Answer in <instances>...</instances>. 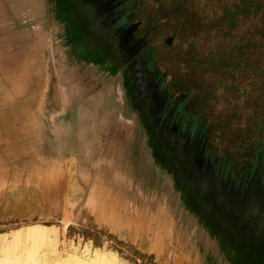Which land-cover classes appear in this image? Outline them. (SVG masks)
I'll list each match as a JSON object with an SVG mask.
<instances>
[{"label":"rangeland","instance_id":"374dc122","mask_svg":"<svg viewBox=\"0 0 264 264\" xmlns=\"http://www.w3.org/2000/svg\"><path fill=\"white\" fill-rule=\"evenodd\" d=\"M208 2L112 0V9L103 5L91 9L100 24L112 29L107 38L91 37L96 43L87 47L95 54H104L108 49L104 45L112 37L127 39L132 51L148 42L147 48L154 49L155 64L145 55L130 71H124L128 68L121 56L123 46L114 51L109 64L93 60L81 52L75 38L62 40L60 26L53 24L56 55L50 58L53 70L46 74L40 100L44 109L36 111L41 120L36 121L35 130L21 131L19 184L1 186L0 192L36 184L20 189L22 200L0 203V264H264L260 233L252 223L235 222L236 217L232 219L223 210L230 204L239 212L247 202L236 185L225 190L229 176L224 164L216 168L217 183L210 182L212 168L196 149L200 130L176 121L168 133L175 146H162L147 101L139 109L132 101L139 97L132 87L141 79L148 88L141 89L144 100H158L156 114L172 116L177 110L169 106L167 91L172 87L173 95L180 97L182 91L193 88L189 107L185 100L181 103L185 107L180 105L178 111L188 114L192 122L201 111L202 119L196 123H211L208 150L212 157L228 154L245 167L252 163V142L259 140L264 151V0H255L262 4L260 8L250 16H238L234 23H212L217 4L212 8ZM237 2L242 1L221 0L219 6L226 5L231 11ZM129 7L130 16L126 13ZM83 12L80 19L90 14ZM138 19L145 26L155 19L160 23L150 25L152 34L142 31L133 37L129 22ZM61 50L70 56L60 57ZM156 70L165 73L161 86ZM70 93L80 97L77 104L68 99ZM51 102H56L52 108ZM62 108H68L79 125L43 120ZM78 126L83 138L77 151L78 138L73 134ZM62 134L69 135L67 147L69 141L74 143L67 149L69 156L59 150L65 138ZM29 150L36 151L34 169L27 167ZM181 154L188 156L186 166ZM203 175H208L209 186L208 195L202 197L193 177ZM91 180L93 186L88 184ZM255 188L258 197L264 198L261 180ZM214 192L218 193L216 203L210 195ZM82 208L84 215L91 214L84 216L85 224L94 219V224L120 241L105 235L94 241L83 236L85 228L78 223L66 230L69 222H83L78 214ZM261 211L264 214V203Z\"/></svg>","mask_w":264,"mask_h":264},{"label":"crops","instance_id":"0c3cea01","mask_svg":"<svg viewBox=\"0 0 264 264\" xmlns=\"http://www.w3.org/2000/svg\"><path fill=\"white\" fill-rule=\"evenodd\" d=\"M112 0H0V191L1 186L19 184V176L17 174V169L19 168V162L21 161L20 156V134L22 130H35L36 121L41 120L36 115V111L43 110L41 103V96L43 89L47 84L46 74L52 72V62L50 58L56 55L52 49L53 42V24L60 26V37L62 40H67V38H75L77 47L81 48V52L84 55L93 56V60L101 61L106 64H109L114 55V51L120 47L125 39H116L109 38L108 42L104 45L107 47V51L104 54H95L87 46L93 47L95 45L94 39H91L94 35H101L105 38L111 33V28L106 24H100L99 18L95 17V11L91 12V9L98 10L101 5L112 9L110 6ZM86 10L90 12L89 16L86 19H80L85 13L82 11ZM55 12V13H54ZM54 14V17H52ZM81 15V17H79ZM55 19V22H52V19ZM127 19H125L126 21ZM84 25V27L82 26ZM104 41V40H103ZM89 43V44H87ZM64 45V44H63ZM112 45L111 49L110 46ZM122 47V46H121ZM123 50L125 48L123 47ZM84 51V52H83ZM81 52H78L80 55ZM126 53L123 51L121 56L125 57ZM60 57H69L70 54L61 50L59 53ZM77 66H79L77 64ZM134 70V69H133ZM135 80H139L138 77ZM140 83H134L135 90L138 92L139 97H135L132 101L136 103L135 105L139 109L142 104L147 105L150 108L151 121L154 125L155 134L160 138L162 146L166 145L167 147L175 146V140L168 136L171 125L176 121L183 120L185 125L195 126L200 130V139L196 146L198 149V154L201 159H204L205 163L209 165L213 173L209 180L212 183H217L219 177L216 173H219V170L216 168L222 164L225 166V171L229 178L225 182V190L228 185L237 186L239 193H241L242 200L247 202L245 207L239 211L234 212L230 204L224 205V209L228 216H235L236 221L239 223L249 222L253 224V228L257 231V234L260 233L259 238L264 240V214L261 211V205L264 203V198L258 197L256 192L255 183L256 181L262 182L264 190V181L259 176V162H257V167L253 166L246 168H241L239 170L240 175L236 174V168L231 169L228 166L230 160L223 159L221 156L218 157H208L211 154L206 145L207 134L205 129L198 125L195 120L191 123H188L189 116L179 111L176 114H169L158 112L159 116L161 115V120L158 121V114H156V108L158 105V100L155 102L154 99L144 100L142 94V88H146L143 80H139ZM132 82V81H131ZM136 96V93H133ZM80 97L70 93L68 99L72 104H77V100ZM137 98V99H136ZM167 100V99H166ZM69 102V101H68ZM51 105H56V102H51ZM173 109L174 106L169 104ZM170 108V109H171ZM63 108L59 113H48V117L43 120H60L63 126L66 124L74 123L76 117L70 112L68 108ZM176 110V108H175ZM163 111H166L164 109ZM184 114V116H183ZM74 116V117H73ZM83 120V119H82ZM78 122H75V125ZM163 123V124H161ZM169 123L167 128L162 131L164 124ZM199 123V122H198ZM79 125V124H77ZM74 126V124L72 125ZM83 130L80 126L77 127L76 133L73 136H76L77 139V151L82 148L80 144V139L83 138ZM157 131V132H156ZM71 135V130H70ZM67 136L62 134V137H65L62 141L61 148L59 149L61 153H64L66 156H69L67 152L68 147H72L73 141H69L67 147ZM203 143H202V140ZM165 142V143H164ZM71 144V145H69ZM171 148V149H172ZM59 150H56L58 153ZM29 154L26 160L27 167L34 169V164L37 161L35 157L36 151H28ZM31 154V155H30ZM182 157V158H181ZM181 159L183 164H187L188 156L186 154H181ZM216 158V159H215ZM224 161H226L224 163ZM255 162V163H256ZM66 163V162H64ZM252 165V164H251ZM11 170V171H10ZM217 178H215V176ZM94 178V176L92 177ZM196 181V190L203 197L207 196V185L208 184V175H203L202 177H193ZM201 182L203 184H200ZM36 183L29 182L24 184L26 186H35ZM88 184L93 186L94 181L91 180ZM20 188V189H21ZM5 192H0V203L7 200L9 203L22 200L19 198L18 194L20 189H11L10 187L6 188ZM11 189V190H9ZM23 190V189H21ZM210 194L215 196L214 202L218 201V193ZM228 196V195H227ZM228 202L230 198L228 197ZM213 201V200H212ZM226 202V201H225ZM214 203V204H215ZM0 204V205H1ZM11 207V206H10ZM84 208L78 214L79 217L83 220L84 216H89L88 213L84 215ZM233 212L234 214L230 213ZM88 212V211H87ZM234 221V220H233ZM65 223V222H64ZM76 223L80 226L85 222H74L67 223L66 230H69V226L72 225L76 227ZM95 220H91V226H97L94 224ZM53 225V223H46L44 226Z\"/></svg>","mask_w":264,"mask_h":264},{"label":"flooded vegetation","instance_id":"af4514ba","mask_svg":"<svg viewBox=\"0 0 264 264\" xmlns=\"http://www.w3.org/2000/svg\"><path fill=\"white\" fill-rule=\"evenodd\" d=\"M126 10V9H125ZM162 11V10H161ZM126 13H127V15L128 16H130L131 14H132V12H131V7H129L127 10H126ZM159 22V20L158 19H155L153 22H151L150 24H148V25H146L145 26V22L143 21V19H138L137 21H134V22H129V26H131V34L133 35V37H135V35L137 36V35H140L141 34V32L142 31H145V32H148V31H151L150 32V34H152V28L150 27V25L152 26H154V25H157L156 23H158ZM160 23V22H159ZM137 25H139L140 26V28L138 29V28H135V26H137ZM142 26L144 27V28H142ZM133 27V28H132ZM150 27V28H149ZM134 33V34H133ZM142 33H144V32H142ZM127 36V35H126ZM124 43H125V46H124V44H121V46H123L124 48H125V50H123L125 53H127V55L124 57V59H126L127 60V67L126 68H128V69H124V71H126V70H128V71H130L131 69H133V66L134 65H138L139 64V62L142 60V59H145L146 57H145V55L147 56V58L151 61V60H153V62H154V64H155V59L153 58V55H154V49L153 48H147V45H148V43H147V45H145L144 47H142V48H140L138 51H132V50H130V49H128V40L127 39H125L124 40ZM129 50V51H128ZM137 68V67H136ZM159 69V68H158ZM159 71L160 70H156L155 72L158 74V80H159V85L161 86V79L162 80H165V73L163 74V75H160L159 74ZM154 71L153 70H151L150 71V73H153ZM169 87L170 86H168V85H166V89L168 90L169 89ZM171 88V90H170V92L169 91H167L168 93H169V95H168V97H167V100L168 101H170V104L172 105V106H174L175 108H176V110L178 111V107L181 105L183 108L185 107V105H182L181 103L184 101L185 102V100H187V104H188V107H189V105H190V99H192L193 97H194V94H193V88H191V89H188L187 91H182V94H181V96L180 97H178V96H174L173 95V93H172V87H170ZM166 93V92H165ZM164 93V94H165ZM186 96H188L187 97V99H186ZM187 104H186V106H187ZM175 105H177V106H175ZM179 113H180V111H179ZM183 116H184V114H183ZM202 116H203V114H202V112L201 111H199V118H197V120L196 121H198V119L199 120H201L202 119ZM188 123L190 124L191 123V120H188ZM200 125L205 129V131H206V134H207V138H206V145H207V147H209V141H210V135H209V127L211 126V123L209 122V123H206V124H204V122H201L200 123ZM210 125V126H209ZM250 150L251 151H253L251 154H249L250 155V157H252V165H250L251 167H255L256 165H257V162H259V168H260V171H259V176H260V178H262V180L264 181V151L263 150H261V146H260V142H259V140L258 141H254V142H252L251 143V146H250ZM213 156L212 154H209L208 155V157H211V156ZM229 158V160H230V162H229V164H228V166H230V168L231 169H235L236 168V174L239 176L240 175V173L241 172H239V170H241V168H248V167H250L249 165H247V166H245V167H241V166H239V165H237L234 161H232V159L228 156V154H223L222 156H221V160H222V158L223 159H225V160H227L228 158ZM213 158V157H212ZM255 159H256V161H255ZM226 161H224V163H225ZM256 162V163H255ZM256 164V165H255ZM257 167V166H256Z\"/></svg>","mask_w":264,"mask_h":264},{"label":"trees","instance_id":"16d2710c","mask_svg":"<svg viewBox=\"0 0 264 264\" xmlns=\"http://www.w3.org/2000/svg\"><path fill=\"white\" fill-rule=\"evenodd\" d=\"M183 0H180V2ZM209 2L213 3V5L211 4L212 8H214V4H217V7L213 9V12H216L215 14H213L215 16V18H212V23H216V22H221V21H227V22H236L239 20V18H237L238 16H250L252 14H254L257 10V8H260V6L262 4L256 3L255 0H241L242 2H237L234 3L232 6V8H234V10H229V8L225 5V6H219L220 1L221 0H208ZM208 2V3H209ZM240 3V4H239ZM254 4V6H251V4ZM197 9V10H196ZM196 11H198V5H196L195 8ZM192 13H196L194 10H190ZM224 13V14H222ZM176 15V14H175ZM174 15V16H175ZM238 50H241V47H238ZM237 50V51H238ZM243 52V51H242ZM73 226L70 225L69 229H71ZM82 227L85 228V232L83 233V236L88 237L90 239H93L94 241H96L99 238L105 237L108 238L109 240H116V241H120L119 239L116 238L115 235H113L112 233L108 232L107 230L98 228L97 226H90L89 224H83ZM123 243V242H122ZM130 248H132L135 253H139L141 254V252H139L138 250H136L131 244L129 245ZM147 257L149 258V260L152 261L153 255L149 254L147 255Z\"/></svg>","mask_w":264,"mask_h":264},{"label":"bare ground","instance_id":"6f19581e","mask_svg":"<svg viewBox=\"0 0 264 264\" xmlns=\"http://www.w3.org/2000/svg\"><path fill=\"white\" fill-rule=\"evenodd\" d=\"M78 259V258H77ZM81 264H90V263H87V262H81Z\"/></svg>","mask_w":264,"mask_h":264}]
</instances>
